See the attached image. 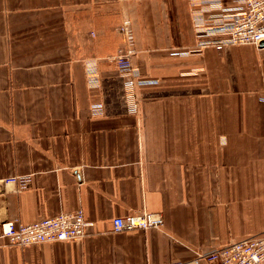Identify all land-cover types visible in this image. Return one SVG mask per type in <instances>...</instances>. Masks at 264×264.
<instances>
[{"label": "crops", "instance_id": "0c3cea01", "mask_svg": "<svg viewBox=\"0 0 264 264\" xmlns=\"http://www.w3.org/2000/svg\"><path fill=\"white\" fill-rule=\"evenodd\" d=\"M239 9L0 0V223L81 209L87 225L26 248L0 236V264H191L264 233V48L229 44ZM123 21L138 114L113 61ZM144 212L163 227L113 232Z\"/></svg>", "mask_w": 264, "mask_h": 264}, {"label": "built area", "instance_id": "2783aa9c", "mask_svg": "<svg viewBox=\"0 0 264 264\" xmlns=\"http://www.w3.org/2000/svg\"><path fill=\"white\" fill-rule=\"evenodd\" d=\"M240 9L234 17L229 32V44L253 45L264 48V0H239ZM123 42L115 52L113 61L124 72L126 102L134 114L140 109L136 94L137 81L133 75L132 57L135 54L131 28L123 21L118 28ZM17 177L3 180L6 184H15ZM113 232L145 231L160 229L164 221L160 214L140 213L125 217H116L111 221ZM86 222L83 211L61 213L44 218L31 224L16 221L0 223V236L10 246L26 248L50 242H71L86 235ZM191 264H264V233L244 238L207 253H197Z\"/></svg>", "mask_w": 264, "mask_h": 264}]
</instances>
